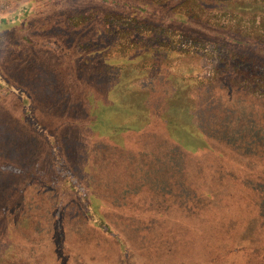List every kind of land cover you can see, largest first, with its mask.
<instances>
[{"label": "rangeland", "instance_id": "obj_1", "mask_svg": "<svg viewBox=\"0 0 264 264\" xmlns=\"http://www.w3.org/2000/svg\"><path fill=\"white\" fill-rule=\"evenodd\" d=\"M179 1L0 0V264H264V53Z\"/></svg>", "mask_w": 264, "mask_h": 264}, {"label": "trees", "instance_id": "obj_2", "mask_svg": "<svg viewBox=\"0 0 264 264\" xmlns=\"http://www.w3.org/2000/svg\"><path fill=\"white\" fill-rule=\"evenodd\" d=\"M107 1V0H105ZM112 1V0H109ZM115 1V0H114ZM124 1V0H122ZM127 1H135V0H127ZM143 3L148 2L151 4L156 5H163L167 2H172L174 0H140ZM214 1V10L208 11V9L205 7L204 4H206L208 1L206 0H180L178 4L175 5V7L178 8H186L189 7V10H185V12L182 13V22L184 24H188L192 22V25L190 26H197L198 30L202 31L200 28L201 25H204L205 28H207V35L215 36V32L217 29L225 31V33L228 34L229 38H222L226 42L237 44L241 46H247L250 48L252 47L251 43H246L243 40H251L255 47L257 46L258 49H255L258 52L264 53V40L262 39V36L259 34L260 31L264 30V0H244L241 2H237L238 6L241 9L250 10L253 9L254 12H247L244 15H247V17L252 16L253 19H256L254 27L248 28L246 25L241 26L240 28H236V26H233V21L236 19L235 16L237 15V12L230 11L228 8L232 5V0H209V2ZM212 12V13H211ZM216 14V16L214 15ZM221 18L220 22L219 20L217 22H214L212 18ZM248 19V18H247ZM245 19V20H247ZM203 32V31H202ZM243 39V40H242ZM56 159L58 160L59 157L56 155ZM3 162L0 163V165H4V162L6 160H2ZM66 175L68 176L67 181L70 183L76 182L75 180H72L73 174L67 172ZM74 179V178H73Z\"/></svg>", "mask_w": 264, "mask_h": 264}]
</instances>
